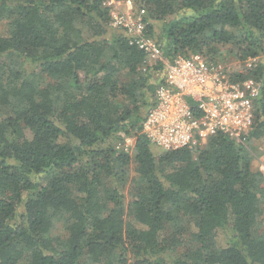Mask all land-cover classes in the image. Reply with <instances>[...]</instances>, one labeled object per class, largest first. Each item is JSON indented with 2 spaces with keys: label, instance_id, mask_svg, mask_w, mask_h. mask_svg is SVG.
I'll return each mask as SVG.
<instances>
[{
  "label": "trees",
  "instance_id": "16d2710c",
  "mask_svg": "<svg viewBox=\"0 0 264 264\" xmlns=\"http://www.w3.org/2000/svg\"><path fill=\"white\" fill-rule=\"evenodd\" d=\"M104 1L0 0V264H264V0H132L166 63L260 84L241 142L175 150L141 133L165 64Z\"/></svg>",
  "mask_w": 264,
  "mask_h": 264
},
{
  "label": "built area",
  "instance_id": "2783aa9c",
  "mask_svg": "<svg viewBox=\"0 0 264 264\" xmlns=\"http://www.w3.org/2000/svg\"><path fill=\"white\" fill-rule=\"evenodd\" d=\"M111 26L123 30L130 44L146 54L149 63L162 61L165 81L155 91V105L142 122L141 133L163 150L192 148L210 137L223 135L241 142L252 128L260 98V84L253 79L234 80L233 72L202 55H178L163 61L160 45L146 36V23L135 15L132 0H105ZM257 59L248 58L251 69ZM133 146L127 139L125 148ZM264 175V156L257 162Z\"/></svg>",
  "mask_w": 264,
  "mask_h": 264
},
{
  "label": "rangeland",
  "instance_id": "374dc122",
  "mask_svg": "<svg viewBox=\"0 0 264 264\" xmlns=\"http://www.w3.org/2000/svg\"><path fill=\"white\" fill-rule=\"evenodd\" d=\"M162 24H156V29H160ZM5 28L4 26L1 24L0 25V35L4 36L5 35ZM220 63L222 65H224L229 71L231 72H236L239 71L241 69V63L237 60H235L233 57H228L226 60H222L221 62H217ZM263 155H261L260 159H256L255 161V166L257 165L258 160H262L263 159Z\"/></svg>",
  "mask_w": 264,
  "mask_h": 264
},
{
  "label": "crops",
  "instance_id": "0c3cea01",
  "mask_svg": "<svg viewBox=\"0 0 264 264\" xmlns=\"http://www.w3.org/2000/svg\"><path fill=\"white\" fill-rule=\"evenodd\" d=\"M257 166V165H256ZM258 168V167H257Z\"/></svg>",
  "mask_w": 264,
  "mask_h": 264
}]
</instances>
